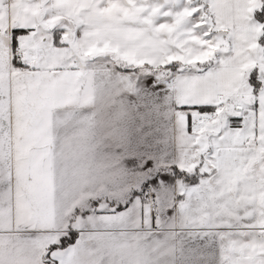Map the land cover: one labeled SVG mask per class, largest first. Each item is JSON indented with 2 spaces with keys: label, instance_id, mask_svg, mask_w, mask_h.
Returning <instances> with one entry per match:
<instances>
[{
  "label": "snow or ice",
  "instance_id": "6c2138e0",
  "mask_svg": "<svg viewBox=\"0 0 264 264\" xmlns=\"http://www.w3.org/2000/svg\"><path fill=\"white\" fill-rule=\"evenodd\" d=\"M0 264H264V0H0Z\"/></svg>",
  "mask_w": 264,
  "mask_h": 264
}]
</instances>
